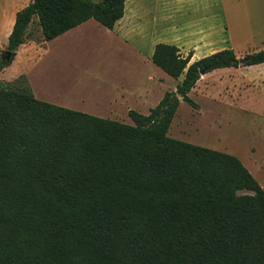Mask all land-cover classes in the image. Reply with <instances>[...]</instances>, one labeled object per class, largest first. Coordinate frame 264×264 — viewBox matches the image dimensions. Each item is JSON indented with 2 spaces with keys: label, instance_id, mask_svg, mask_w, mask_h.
Masks as SVG:
<instances>
[{
  "label": "trees",
  "instance_id": "1",
  "mask_svg": "<svg viewBox=\"0 0 264 264\" xmlns=\"http://www.w3.org/2000/svg\"><path fill=\"white\" fill-rule=\"evenodd\" d=\"M125 1L31 0L6 49L34 22L46 41L90 18L111 29ZM190 57L155 45L152 62L182 78L131 123L0 81V264H264V189L235 155L167 135L201 71L263 63L264 47Z\"/></svg>",
  "mask_w": 264,
  "mask_h": 264
},
{
  "label": "rangeland",
  "instance_id": "2",
  "mask_svg": "<svg viewBox=\"0 0 264 264\" xmlns=\"http://www.w3.org/2000/svg\"><path fill=\"white\" fill-rule=\"evenodd\" d=\"M30 1H26V4ZM244 1L222 0L221 6L222 9L235 4L244 7ZM12 3H15L16 8H22L19 0H0V62L1 51L6 49L5 32L10 22L9 15L14 9L9 14L4 13ZM227 29L230 30L229 25ZM246 29L251 31L253 27L249 24ZM30 30L31 34L25 42L40 40L37 23H32ZM231 32L234 33V30ZM100 35L97 30L91 33L85 31L79 38L66 36L64 41L54 40L49 53L38 63H35L37 54L34 50L26 49L24 52L19 47L10 63L0 70V81L12 82L25 74L26 68L30 66L26 82L36 98L57 105L62 103L64 107L70 105L82 108L83 111L84 108H93L97 102L94 101L97 88H108L112 83L114 86L116 83L119 85L116 69L125 65L128 55L125 53L127 49ZM55 46L61 48L60 54L56 53ZM259 69L255 66L243 70L245 74L242 75ZM162 71L159 68L154 71L157 83L158 78L164 75ZM223 73H214L210 78L213 84L209 82L206 85L203 78L196 82L188 93L196 106L180 101L167 135L235 155L264 189V88L254 80H249L245 86L241 84L240 88L229 87L228 79L224 77L226 75L218 79ZM164 77L154 88V96L158 99L162 98L164 90L171 91L176 86L174 78L169 75Z\"/></svg>",
  "mask_w": 264,
  "mask_h": 264
},
{
  "label": "crops",
  "instance_id": "3",
  "mask_svg": "<svg viewBox=\"0 0 264 264\" xmlns=\"http://www.w3.org/2000/svg\"><path fill=\"white\" fill-rule=\"evenodd\" d=\"M19 1L23 7L28 0ZM221 4L222 0H126L122 17L111 29L90 18L48 41L40 39L37 42H24L19 47L24 52L26 49L34 50L37 54L35 63H38L49 53L50 44L54 40L64 41L66 36L79 38L85 31L91 33L97 30L101 33L100 37H105L108 41L118 43L127 49L125 65L116 69V75L120 78L119 85L116 83L114 86L112 83L108 88H97V92L94 93L96 96L94 101L97 102L93 108H84L83 111L82 108L66 105L69 109L124 122L131 120L128 116L129 110L147 114L161 99L154 96V88L165 79L164 76L168 77V75L162 71L161 74L164 75L158 78L157 83L155 72L159 67L151 60L157 43L175 45L183 57L190 53V62L224 48H231L239 57L264 47V0H245L244 7L235 4L223 9ZM14 5L15 3H12L4 13L9 14L8 12L14 9L9 15L10 22L5 32L6 36L10 33L15 13L19 10ZM249 24L253 27L251 31L246 29ZM228 25L230 30L227 29ZM232 30L234 33L231 32ZM253 42L259 44L252 46ZM55 50L58 54L62 51L56 46ZM31 65L33 66L34 63ZM255 66L260 69L242 75L245 74L243 70L247 71ZM29 69L30 66L23 74L25 77ZM215 72H225L226 74H220L218 79L226 75L224 77L228 79L229 87L232 88H240L241 84L245 86L246 82H250L249 80L261 83V87L264 88V62L214 69L202 74L198 81L203 78L204 81L206 80V85L213 84L210 78ZM181 78L182 76L174 79L176 85ZM99 101L103 103L99 104ZM59 106L64 107V104L61 103Z\"/></svg>",
  "mask_w": 264,
  "mask_h": 264
},
{
  "label": "water",
  "instance_id": "4",
  "mask_svg": "<svg viewBox=\"0 0 264 264\" xmlns=\"http://www.w3.org/2000/svg\"><path fill=\"white\" fill-rule=\"evenodd\" d=\"M14 55H15V52H11L7 49L1 51V63H10ZM200 73L203 74L204 72L201 71Z\"/></svg>",
  "mask_w": 264,
  "mask_h": 264
}]
</instances>
